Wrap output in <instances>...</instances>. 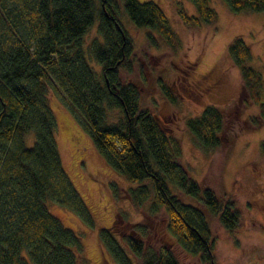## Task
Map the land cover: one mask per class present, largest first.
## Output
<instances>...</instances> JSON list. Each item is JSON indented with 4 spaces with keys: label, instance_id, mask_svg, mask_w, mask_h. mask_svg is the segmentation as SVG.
I'll return each instance as SVG.
<instances>
[{
    "label": "trees",
    "instance_id": "16d2710c",
    "mask_svg": "<svg viewBox=\"0 0 264 264\" xmlns=\"http://www.w3.org/2000/svg\"><path fill=\"white\" fill-rule=\"evenodd\" d=\"M190 1L195 15L180 5L177 9L187 27L217 22L210 0ZM224 1L233 11H264V0ZM124 12L149 29V46H158L160 38L173 53L182 47L154 0H0V264L85 263L81 236L49 209L52 202L93 224L62 162L50 92L63 97L109 164L135 183L110 185L144 218L121 217L98 231L116 264H183L181 251L198 256L200 264H216V225L227 231L239 226L235 199L192 178L182 161L181 140L144 104L138 81L146 83L147 77L121 23ZM94 23L99 35L85 45L84 35ZM225 52L241 73L239 106H258L240 124L257 128L264 124L263 69L251 64L253 53L241 34ZM155 83L177 103L161 75ZM194 86L204 91L203 85ZM229 121L223 109L208 104L185 123L211 152L225 143L224 133L239 132ZM29 131L35 133L32 146L25 142ZM190 197L194 203L187 201Z\"/></svg>",
    "mask_w": 264,
    "mask_h": 264
},
{
    "label": "rangeland",
    "instance_id": "374dc122",
    "mask_svg": "<svg viewBox=\"0 0 264 264\" xmlns=\"http://www.w3.org/2000/svg\"><path fill=\"white\" fill-rule=\"evenodd\" d=\"M154 1L168 15L182 40V47L173 53L160 38L158 46H149L146 41L149 29L135 25L124 12L121 23L128 31L135 56L147 77L146 83L138 81L142 85L143 102L181 140L182 161L192 178L202 186L212 187L219 195L231 196L236 201L241 213L239 226L227 231L216 225V264H264V124L257 128H243L245 125L240 124V120L256 113L258 106H239L241 73L225 52L229 41L241 34L252 50L251 64L262 67L264 74V11H233L224 0H210L218 13L217 22L187 27L177 9L180 5L195 15L196 6L190 0ZM98 35L97 23H94L84 35L85 45ZM88 61L100 70L94 60L88 58ZM158 75L173 88L176 104L159 92L155 83ZM197 84L198 87L204 86V91L198 88L202 94L196 91L198 89L194 85ZM49 103L58 122L56 137L63 165L84 198L93 224L52 202L49 209L81 236L84 264H116L100 242L98 231L111 226L116 219L118 223L121 217L128 221L144 218L128 198L113 192L110 185L113 181L129 188L135 183L109 164L61 95L50 92ZM208 104L223 109L230 119V128L239 131L237 134L228 133L231 130L224 133L225 143L211 152L197 142L185 123L188 118L199 115ZM34 141L35 133L27 132V146H32ZM193 199L190 197L187 201L193 202ZM180 259L183 264L201 263L198 256L184 251H181Z\"/></svg>",
    "mask_w": 264,
    "mask_h": 264
}]
</instances>
